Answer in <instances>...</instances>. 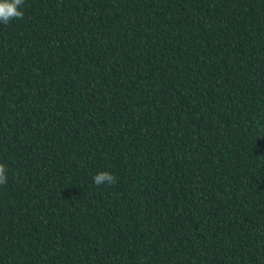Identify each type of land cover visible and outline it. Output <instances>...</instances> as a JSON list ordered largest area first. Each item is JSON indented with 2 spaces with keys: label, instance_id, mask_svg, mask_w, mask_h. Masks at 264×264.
I'll return each instance as SVG.
<instances>
[{
  "label": "trees",
  "instance_id": "obj_1",
  "mask_svg": "<svg viewBox=\"0 0 264 264\" xmlns=\"http://www.w3.org/2000/svg\"><path fill=\"white\" fill-rule=\"evenodd\" d=\"M22 10L0 23V264H264V0Z\"/></svg>",
  "mask_w": 264,
  "mask_h": 264
},
{
  "label": "clouds",
  "instance_id": "obj_2",
  "mask_svg": "<svg viewBox=\"0 0 264 264\" xmlns=\"http://www.w3.org/2000/svg\"><path fill=\"white\" fill-rule=\"evenodd\" d=\"M25 0H0V23L5 25L13 20H21L24 17L23 6ZM7 166L0 162V185L7 184ZM93 183L98 187L101 185H113L116 177L110 171H99L93 176Z\"/></svg>",
  "mask_w": 264,
  "mask_h": 264
}]
</instances>
